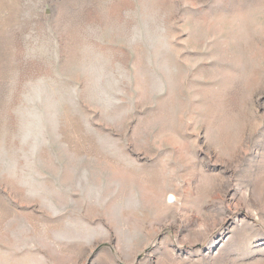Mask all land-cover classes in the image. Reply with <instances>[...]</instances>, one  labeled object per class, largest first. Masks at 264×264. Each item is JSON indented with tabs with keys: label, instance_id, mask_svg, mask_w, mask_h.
<instances>
[{
	"label": "rangeland",
	"instance_id": "374dc122",
	"mask_svg": "<svg viewBox=\"0 0 264 264\" xmlns=\"http://www.w3.org/2000/svg\"><path fill=\"white\" fill-rule=\"evenodd\" d=\"M0 264H264V0H0Z\"/></svg>",
	"mask_w": 264,
	"mask_h": 264
}]
</instances>
